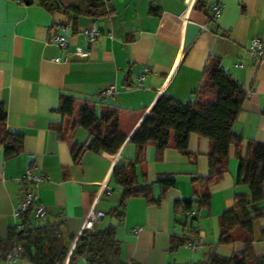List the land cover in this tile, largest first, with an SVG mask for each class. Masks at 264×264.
<instances>
[{
	"label": "crops",
	"instance_id": "1",
	"mask_svg": "<svg viewBox=\"0 0 264 264\" xmlns=\"http://www.w3.org/2000/svg\"><path fill=\"white\" fill-rule=\"evenodd\" d=\"M214 1L106 0L112 14L96 22L101 35L88 44L82 30L90 20L80 18L76 31L68 30V48L62 51L50 38L67 23L66 15L49 13L37 4L0 0V103L7 114L6 126L23 133L17 155L4 159L0 146V238L19 223L14 212L24 193L29 153L36 155L40 167L36 173L42 175L38 201L47 211L46 220L62 223L63 234L73 237L69 249L102 183L108 187L98 202L104 216L95 228L116 224L106 213L120 197L112 170L118 160L134 159L130 139L137 125L162 94L186 102L207 82L204 101L214 103L219 85L211 77L216 68L230 74L247 94L232 125L243 138L239 153H247L249 140L264 142V62L247 52L252 38L264 42V0H221L220 15L210 20ZM151 6L158 12L153 13ZM57 56H68V61L55 62ZM111 86L114 92L107 101L118 107L124 141L114 155L84 150L75 160L72 148L84 144L88 134L74 125L75 114L62 118L55 111L60 95L79 98L78 109L83 99H93ZM187 145L189 154L169 145L159 162L154 145L146 147L138 172L143 170L152 182L154 198L161 192L155 182L159 175H173L175 184L159 203L137 197L127 201L124 219L116 227L118 256L125 264H184L205 260L212 252L229 256L244 249L240 240L219 243V216L234 206L235 193L248 191L236 182L239 160L233 148L226 171L209 187V208H201L192 223L198 228L197 246L169 249L173 234L197 241L188 226L177 222L184 216L175 213L174 203L193 198L196 184L190 176L208 174L211 144L191 134ZM252 245L256 255L264 256V239H255ZM69 262L90 264L83 256ZM15 264L33 263L19 259Z\"/></svg>",
	"mask_w": 264,
	"mask_h": 264
},
{
	"label": "trees",
	"instance_id": "2",
	"mask_svg": "<svg viewBox=\"0 0 264 264\" xmlns=\"http://www.w3.org/2000/svg\"><path fill=\"white\" fill-rule=\"evenodd\" d=\"M20 2L27 5L37 4L52 14L66 15L67 23L63 24H67L68 30L71 31H76L80 18L97 22L112 14L106 0ZM150 10L157 13L158 7L151 6ZM211 80L219 85L217 98L212 104H206L204 101L207 82L186 102L168 94H162L156 99L130 139L135 145L134 159L126 162L118 160L112 170V179L120 188V197L106 213L116 224H110L103 229L95 228L90 233L80 235L69 255V261L83 256L90 264H125L118 256L119 240L116 237V227L124 219L127 201L137 197L145 199L147 203H159L165 190L175 184L173 175H159L155 182L160 185L161 192L158 198H154L152 182L147 181L143 170L138 172V168L145 161L146 147L150 143L154 145L155 159L159 162L163 159L164 149L169 145L183 154H189V136L198 134L207 138L211 144L208 152V174H191V181L193 185L196 184L193 198L175 201V213L184 216L183 219L176 220L181 225L188 226L190 232L195 234V240H198V228L192 223L197 220L201 208H209V187L226 171L227 160L233 148L239 160L236 182L246 185L248 191L235 193L234 206L219 216V243L240 240L244 243V249L229 256L212 252L205 260L184 264H264V256L256 255L252 245L255 239H264V142L249 140L247 153H239L243 138L233 131L232 125L247 94L239 82L219 68L215 69ZM107 97L100 93L93 99H83L84 103L77 109L79 98L67 94L60 95L55 111L62 118L75 114L74 125L83 127L88 134L84 144L72 148L75 160L79 159L84 150L114 155L121 147L125 137L120 130L118 107L108 102ZM97 104L101 107L99 110L96 109ZM6 116L5 107L0 103V146L4 159L17 155L23 145V133L8 128ZM59 124H62V121ZM26 187L24 183V192ZM35 205L36 202L20 213L17 216L18 225L9 228L5 238H0V262L5 263L7 254L17 251L20 259H26L33 264L64 263L73 237L63 234L62 223L36 219ZM192 211H195L194 215L189 214ZM190 242H193L191 238L173 234L169 249L174 251Z\"/></svg>",
	"mask_w": 264,
	"mask_h": 264
},
{
	"label": "built area",
	"instance_id": "3",
	"mask_svg": "<svg viewBox=\"0 0 264 264\" xmlns=\"http://www.w3.org/2000/svg\"><path fill=\"white\" fill-rule=\"evenodd\" d=\"M17 2H20V0H15ZM222 9V2L221 0H216L211 4L210 11H209V19L213 20L216 19ZM204 29L206 27H203ZM58 32L55 33L50 38V42L57 46L60 50L65 51L68 48L69 38H68V25L67 24H60L58 28ZM101 30L97 26V23L95 21L90 20L89 24L86 28L82 30L83 36L86 38L88 44H91L95 39H97L101 35ZM247 52L249 56L254 59L258 60L260 62H264V42H262L259 38H252L248 44ZM80 54H85V52H82ZM53 60L55 62H61V61H68V56L62 58L60 56L54 57ZM148 72V70L145 68L144 73ZM143 73V74H144ZM143 74L140 75L139 82H142L143 80ZM114 92V87L111 86L107 89H104L101 93L105 96H110ZM31 158L30 165L25 170V183L27 185L26 191L23 193L21 198L17 201V205L15 208L14 215L17 217L20 213L28 210L30 206L36 202L35 208H34V217L36 219L44 220L47 217V211L45 207L38 201V197L36 194V188L38 182L41 180L42 175L39 173H36L40 169L37 157L34 153L28 154ZM108 190V187L105 183H102L99 186V191L93 198V201L86 213L85 219L82 223L81 229L79 233L77 234L75 241L73 242L72 248L69 250L68 256L66 257L64 264H70L69 262V255L72 253L74 246L76 242L78 241V238L80 235L84 233H90L95 230V225L101 220V218L104 216V211L100 210L98 208V202L102 198V196L106 193ZM190 215H194L195 211L189 212ZM197 241H193L188 243L189 246L195 247L197 246ZM20 259L19 253L17 251H13L7 254L6 260L4 264H15Z\"/></svg>",
	"mask_w": 264,
	"mask_h": 264
},
{
	"label": "water",
	"instance_id": "4",
	"mask_svg": "<svg viewBox=\"0 0 264 264\" xmlns=\"http://www.w3.org/2000/svg\"><path fill=\"white\" fill-rule=\"evenodd\" d=\"M73 14H71V16H72ZM140 124V123H139ZM139 126L137 125V127L136 128H138ZM135 131H136V129H135Z\"/></svg>",
	"mask_w": 264,
	"mask_h": 264
},
{
	"label": "rangeland",
	"instance_id": "5",
	"mask_svg": "<svg viewBox=\"0 0 264 264\" xmlns=\"http://www.w3.org/2000/svg\"><path fill=\"white\" fill-rule=\"evenodd\" d=\"M64 1H68V0H64Z\"/></svg>",
	"mask_w": 264,
	"mask_h": 264
}]
</instances>
